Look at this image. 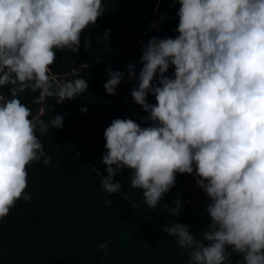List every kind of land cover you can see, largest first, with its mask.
Instances as JSON below:
<instances>
[{
    "label": "clouds",
    "instance_id": "1",
    "mask_svg": "<svg viewBox=\"0 0 264 264\" xmlns=\"http://www.w3.org/2000/svg\"><path fill=\"white\" fill-rule=\"evenodd\" d=\"M173 4L179 5L176 35L142 43L138 70L134 62L124 70L106 65L105 92L114 94L125 79L135 81L129 95L145 115L142 123L111 120L100 157L107 174L96 166L93 171L105 192L122 194L114 177L128 170V186L140 190L147 209L166 214L160 229L186 252L185 264H233L232 254L239 257L236 264H264V0ZM104 12L103 0H0V88L10 86V98L0 94V219L17 200L31 202L26 165L51 162L37 133L61 128L67 115L47 121L33 116L18 93L39 90L41 100L51 97L56 104L81 97L88 90L80 75L87 62L59 77L50 66L58 51L77 53L82 33L97 27ZM149 27L159 30L158 21ZM109 35L105 28L96 39ZM90 44L85 34L84 48ZM177 174L192 175L206 197L201 214L207 224L198 234L167 219L190 203H182L179 193L164 202ZM98 249L105 253L102 264L108 242Z\"/></svg>",
    "mask_w": 264,
    "mask_h": 264
},
{
    "label": "trees",
    "instance_id": "2",
    "mask_svg": "<svg viewBox=\"0 0 264 264\" xmlns=\"http://www.w3.org/2000/svg\"><path fill=\"white\" fill-rule=\"evenodd\" d=\"M169 1L103 0L105 12L97 18V27L82 33L78 52L58 51L50 66L59 77L70 72L72 65L87 62L89 67L80 75L87 80L88 90L81 97L56 104L51 97L41 100L39 90L18 93L33 116L47 121L56 113L67 115L61 128L50 129L43 136L37 133L51 162L45 165L42 158L26 165L25 191H31L32 200H17L0 219V264H101L99 257L105 253L98 245L104 241L108 250L102 264H185L186 252L160 229L167 222L166 214L147 209L140 190L128 186V170L122 169L114 177L122 184V194L105 192L93 171L96 166L101 175L107 174L100 157L103 130L111 120L127 117L142 123L145 115L129 95L135 81L125 79L114 94L105 92L106 65L124 70L134 62L138 70L142 43L151 36L176 35V9L162 7ZM161 14L167 17L163 21L158 20ZM153 20L158 21L159 30L149 27ZM105 28L110 30L109 38L97 41V33L103 35ZM85 34L91 37L88 49L83 46ZM171 72L170 68L166 74ZM9 87L0 88V94L10 98ZM147 98L154 102L151 95ZM81 106L87 111L82 113ZM178 193L182 203H190L184 204L179 216L168 215L167 219L187 223L198 234L207 224V217L201 214L206 197L190 174L176 175V184L165 194L164 202H171ZM231 258L233 264L239 259L236 254Z\"/></svg>",
    "mask_w": 264,
    "mask_h": 264
},
{
    "label": "rangeland",
    "instance_id": "3",
    "mask_svg": "<svg viewBox=\"0 0 264 264\" xmlns=\"http://www.w3.org/2000/svg\"><path fill=\"white\" fill-rule=\"evenodd\" d=\"M119 1H125V0H119ZM146 5L148 7V1L146 2ZM162 7H165V8L171 7L172 9H176L177 7H179V5H174L173 0H170L169 2H164L162 4Z\"/></svg>",
    "mask_w": 264,
    "mask_h": 264
},
{
    "label": "bare ground",
    "instance_id": "4",
    "mask_svg": "<svg viewBox=\"0 0 264 264\" xmlns=\"http://www.w3.org/2000/svg\"><path fill=\"white\" fill-rule=\"evenodd\" d=\"M159 25V24H158ZM152 29V28H151Z\"/></svg>",
    "mask_w": 264,
    "mask_h": 264
}]
</instances>
